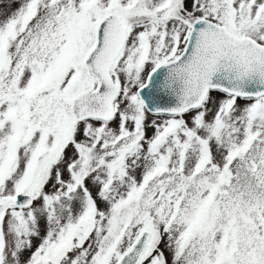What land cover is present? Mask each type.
Returning a JSON list of instances; mask_svg holds the SVG:
<instances>
[{
  "label": "snow or ice",
  "instance_id": "6c2138e0",
  "mask_svg": "<svg viewBox=\"0 0 264 264\" xmlns=\"http://www.w3.org/2000/svg\"><path fill=\"white\" fill-rule=\"evenodd\" d=\"M0 264H264V0H0Z\"/></svg>",
  "mask_w": 264,
  "mask_h": 264
},
{
  "label": "rangeland",
  "instance_id": "374dc122",
  "mask_svg": "<svg viewBox=\"0 0 264 264\" xmlns=\"http://www.w3.org/2000/svg\"><path fill=\"white\" fill-rule=\"evenodd\" d=\"M217 95H219V94H217Z\"/></svg>",
  "mask_w": 264,
  "mask_h": 264
}]
</instances>
